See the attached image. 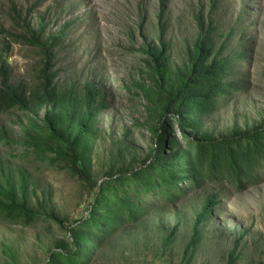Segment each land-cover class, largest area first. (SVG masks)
<instances>
[{
  "label": "rangeland",
  "instance_id": "374dc122",
  "mask_svg": "<svg viewBox=\"0 0 264 264\" xmlns=\"http://www.w3.org/2000/svg\"><path fill=\"white\" fill-rule=\"evenodd\" d=\"M171 63L180 66L199 35L196 15L205 11L221 43L234 31L228 51L251 49L242 62L240 89L222 100L203 129L215 136L264 123V0H166ZM216 2L215 5H212ZM161 0H0V51L6 50L11 82L36 85L41 52L24 34L43 30L57 37L55 69L61 86L98 85L110 107L99 118L92 154L95 181L113 165L142 163L155 142L143 85H151L145 49L159 43ZM44 112V111H43ZM41 112L40 115L43 114ZM30 112L0 115V176H31L48 213L31 225L0 218V264H41L69 228L88 212L86 186L61 167L35 157L25 146ZM218 194L199 242L188 248L207 198ZM45 200H43V203ZM92 264H264V180L243 192L211 184L172 204H159L140 223L108 239Z\"/></svg>",
  "mask_w": 264,
  "mask_h": 264
},
{
  "label": "trees",
  "instance_id": "16d2710c",
  "mask_svg": "<svg viewBox=\"0 0 264 264\" xmlns=\"http://www.w3.org/2000/svg\"><path fill=\"white\" fill-rule=\"evenodd\" d=\"M166 7L167 1L161 0L159 43L144 50L152 82L143 85L142 93L155 142L141 164L113 165L101 182L94 179L92 154L98 120L110 105L98 85L88 81L83 88L61 86L55 69L59 43L57 37L44 38L43 30L22 35L41 52L37 83L30 90L11 82L6 50L0 51V115L14 110L32 113L27 149L43 162L67 170L94 195L86 215L69 228L70 236L41 264H92L108 239L140 223L159 204L179 202L211 184L243 192L264 180V123L222 136L203 129L222 100L240 89L238 77L250 47L228 51L234 31L217 43L216 27L201 11L196 15L197 40L187 60L174 67L166 38ZM17 172L18 177L0 176V218L31 225L46 217L63 226V218L45 207L51 197L45 196L43 203L31 176L21 168ZM217 197L212 193L207 198L188 248L198 245L199 224L209 219Z\"/></svg>",
  "mask_w": 264,
  "mask_h": 264
}]
</instances>
